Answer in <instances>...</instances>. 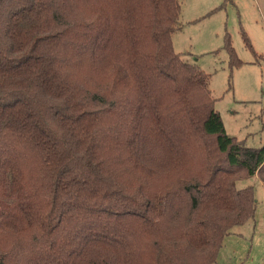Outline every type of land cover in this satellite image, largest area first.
Instances as JSON below:
<instances>
[{
	"label": "trees",
	"instance_id": "trees-1",
	"mask_svg": "<svg viewBox=\"0 0 264 264\" xmlns=\"http://www.w3.org/2000/svg\"><path fill=\"white\" fill-rule=\"evenodd\" d=\"M181 9L0 0V264H215L255 218L264 145L175 51Z\"/></svg>",
	"mask_w": 264,
	"mask_h": 264
},
{
	"label": "rangeland",
	"instance_id": "rangeland-1",
	"mask_svg": "<svg viewBox=\"0 0 264 264\" xmlns=\"http://www.w3.org/2000/svg\"><path fill=\"white\" fill-rule=\"evenodd\" d=\"M179 2L181 15L172 39L175 51L211 76L208 89L228 135L245 141L249 148L262 147L264 0ZM227 38L241 64H232ZM248 186L255 189V218L231 231L215 264H264V184L258 175H242L237 187Z\"/></svg>",
	"mask_w": 264,
	"mask_h": 264
}]
</instances>
